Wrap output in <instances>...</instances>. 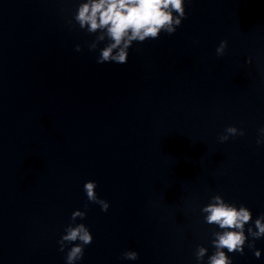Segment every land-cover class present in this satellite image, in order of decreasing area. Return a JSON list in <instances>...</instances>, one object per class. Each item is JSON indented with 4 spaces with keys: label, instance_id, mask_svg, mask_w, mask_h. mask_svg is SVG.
Returning <instances> with one entry per match:
<instances>
[{
    "label": "water",
    "instance_id": "95a60500",
    "mask_svg": "<svg viewBox=\"0 0 264 264\" xmlns=\"http://www.w3.org/2000/svg\"><path fill=\"white\" fill-rule=\"evenodd\" d=\"M31 1L100 157L165 264H207L220 229L201 209L214 195L252 211L247 235L264 215V0H186L177 31L134 42L124 64L97 63L108 41L89 49L95 35L73 19L81 0ZM229 126L245 135L221 143ZM228 254L264 264V237Z\"/></svg>",
    "mask_w": 264,
    "mask_h": 264
},
{
    "label": "clouds",
    "instance_id": "9594fccd",
    "mask_svg": "<svg viewBox=\"0 0 264 264\" xmlns=\"http://www.w3.org/2000/svg\"><path fill=\"white\" fill-rule=\"evenodd\" d=\"M185 2L186 0H81L73 19L81 29L95 35V39L88 45L90 50H96L101 42L108 41L106 46L100 49L97 63L124 64L128 61L129 49L134 42L143 43L148 39H158L162 32L172 35L177 31L187 15ZM68 23L72 24V20ZM227 46L226 40L221 41L216 49L217 56H223ZM76 51H82L81 45H76ZM243 135H245L243 129L229 126L224 134L220 135L219 140L223 143L230 137ZM256 143L264 145V128L259 129ZM96 188L95 181L85 183L87 199L99 204L106 212L110 205L97 195ZM201 211L205 214L204 220L207 224L220 229L212 233L211 244L215 251L208 256L207 264H233L228 253L243 255L246 244L255 249V241L264 237V215L255 219L254 227H249L246 235L245 226L253 221L252 211L246 206L237 207L227 202L219 194L214 195L211 202ZM86 216V211L73 212L72 223L65 228L58 241L61 252L65 251L68 245H72L67 251L66 264H76L81 260L85 246L93 242L94 238L89 228L84 223H75L77 218L83 220ZM249 235L252 237L251 243L248 242ZM77 241L79 243H75ZM208 251L207 247L199 246L195 252L197 261H203ZM122 255L127 260L139 258V253L131 250L125 251ZM254 255L259 258L260 250H255Z\"/></svg>",
    "mask_w": 264,
    "mask_h": 264
}]
</instances>
